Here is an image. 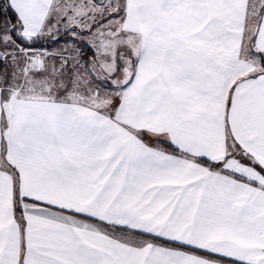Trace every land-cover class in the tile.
Returning a JSON list of instances; mask_svg holds the SVG:
<instances>
[{
  "label": "snow or ice",
  "instance_id": "6c2138e0",
  "mask_svg": "<svg viewBox=\"0 0 264 264\" xmlns=\"http://www.w3.org/2000/svg\"><path fill=\"white\" fill-rule=\"evenodd\" d=\"M0 264H264V0H0Z\"/></svg>",
  "mask_w": 264,
  "mask_h": 264
}]
</instances>
